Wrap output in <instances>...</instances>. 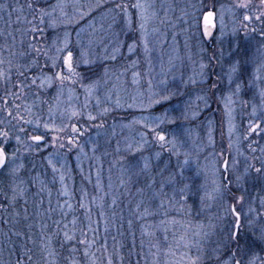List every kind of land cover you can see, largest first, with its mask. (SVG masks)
<instances>
[{
	"label": "snow or ice",
	"instance_id": "obj_1",
	"mask_svg": "<svg viewBox=\"0 0 264 264\" xmlns=\"http://www.w3.org/2000/svg\"><path fill=\"white\" fill-rule=\"evenodd\" d=\"M102 7L111 17L107 27L103 23L97 27L95 19L82 24L92 11ZM153 7L147 0H104L95 7L88 4L84 11L80 0H0V19L7 17L0 28V213L4 214L0 215V264H97L96 254L90 249L97 243L101 222L105 233L97 250L102 254L101 264H149L152 249L158 253L160 248L150 239L145 252L144 238L162 231L167 244L169 226L176 225H180V234L174 233L175 251L169 245L166 253H180L176 264H264V147L259 144L264 140V0H232L228 6L234 18L231 29L224 24L225 6L221 5L220 26L215 32L210 26L216 28V5L209 0L192 4L193 12L184 13L190 16L185 21L189 34L185 56L174 50L175 56H169L167 67L163 56L155 55L156 49L148 39V24L155 16L149 9ZM104 15L101 13V19ZM117 25L120 30L114 31ZM85 32L87 43L81 39ZM189 40H195V53ZM176 60L180 66L187 63L189 71L181 67L177 75ZM142 63L148 68V106H163L174 98L188 97L186 107L179 115H170L166 110L159 116L132 121L141 123L143 130L135 141H125L123 149L119 143L114 149L116 158L109 161V172L116 168L119 177L116 187L109 177L111 196L103 191L98 172L94 188L103 195L89 196L81 188L77 208L69 202L74 193H69L61 173L59 195L68 199L63 204L58 200L53 208L51 190L40 181L30 212L28 192L39 180L38 175H31L37 167L36 157L51 167L54 183L60 171L53 162L58 152L42 154L49 148L66 147L69 153L77 148L86 154L77 137L92 128L96 129V138L89 136L85 143L92 145L95 155L105 128L103 118L123 107L118 94L122 77L131 70L132 83L137 84L141 76L137 69ZM77 89L83 91L84 103L79 110L69 112L65 108L60 115H67L69 122L61 120L56 124L53 118L61 98L67 91L70 101ZM194 93L203 108L197 105L192 109L190 98ZM93 97L96 114L89 110ZM104 102L111 107H102ZM213 104H223L229 133L236 108L251 111L243 135L247 154L239 146L235 154L213 151L209 154V168L201 164L200 155L204 148H214L211 131L207 144L187 147L190 130L185 122L199 119ZM45 105L48 121L40 114ZM76 117L84 123H71V118ZM207 123L211 128V116ZM164 125H176V129L167 133ZM49 133H53L50 139ZM254 136L258 139L254 140ZM110 144V140L105 141V145ZM112 154L105 147L103 156ZM83 179L91 182L90 177ZM109 196L110 215L105 211ZM97 201V219L93 221L91 205ZM213 207L216 210L208 215ZM78 210L84 213L86 223L80 220ZM57 211L58 220L53 219ZM173 213H179L180 218ZM149 220L152 223H147ZM110 223L117 235L129 237L127 244L120 242L112 250L107 240ZM137 225L139 243L134 230ZM54 241L59 244V252L53 247ZM112 241L117 243L115 235ZM65 250L67 255H63Z\"/></svg>",
	"mask_w": 264,
	"mask_h": 264
},
{
	"label": "rangeland",
	"instance_id": "obj_2",
	"mask_svg": "<svg viewBox=\"0 0 264 264\" xmlns=\"http://www.w3.org/2000/svg\"><path fill=\"white\" fill-rule=\"evenodd\" d=\"M23 2V0H21ZM82 4L85 5L84 11H87V5L91 4L95 7L96 3H104V0H80ZM148 3L154 5L153 8L149 9V12L155 13L154 18L148 24V31L149 36L148 39L150 41V46H154L156 49L155 55H162L165 67H167V63L169 60V56H175V51L179 52L180 56H185V41L188 37V33H186V29H188V24L185 22L189 20L190 16L185 15L184 13L187 12L191 14L193 9L190 7L192 4L198 2V0H147ZM210 3L216 5L217 14L214 18V24L216 28L213 29L210 26V30L213 32L217 31L220 26V6L224 5V24L226 28L231 29L233 25V15L228 10V6L232 3V0H209ZM71 11V9H69ZM101 13H105L104 18L101 19ZM199 15V13H196ZM4 19H7L6 15ZM4 19H0V28H3ZM13 20H15V15H13ZM88 19H95L97 27L100 26L101 23L107 27V25L111 22L110 15L107 14V9L102 7L92 11L90 16L82 22V24L86 25ZM204 24L202 21V16L200 17V29L203 30ZM153 29H157L158 31L153 32ZM114 31H119L120 26L117 25ZM194 32L195 29H192ZM81 39L84 43H87L88 34L87 32L83 33ZM72 40L75 42L76 36L73 32ZM166 40V43H162ZM189 44L193 45L192 52L195 53L196 49L194 47L195 40H189ZM178 65L177 75H179V71L181 67L186 72L189 71V66L187 63L185 65L180 66V61H174ZM141 73V76L138 78L139 82L137 84L132 83V71L130 70L125 77H122V85L119 86V97L121 100V104L123 107L119 109L112 110L106 117L103 118L105 128L101 130V135L98 138V143L100 144L99 150L95 153L92 152V145L86 144L85 141L88 140V137L91 136L96 138V129L92 128L88 133H86L83 137H77L81 146H83L84 153L81 154L79 149L73 148V150L69 153L67 151V147L65 149H52L49 148L47 152L43 153L42 155L46 156L49 152H58V156L54 158V164L57 169H60L59 172L55 174V182L53 183V172L51 167L44 161L41 157H36V164L37 167L35 171L31 173L32 176H39V180L36 182L35 185L30 187V191L28 192V199H29V211H32V198L33 194L37 191L40 186V181L44 182L46 188L51 190V204L53 208L56 207L57 201L61 204L65 202V197L59 195V191L61 189V182L59 180V175L62 173L65 176L64 185L67 187L70 194L74 193V199L70 200L74 205H76V200L80 197V189L84 188L89 193V196L93 195H103V192L97 193L94 185L96 184L97 180V173H100V181L103 187L104 192H109L111 196V189H109L108 185L110 183L109 177H111V183L113 187H116L118 183L119 172L116 168H113L111 172H109V161L115 159L114 149L116 148L117 144L121 149L125 146V141L133 142L138 138V133L142 131V124L141 123H132L133 120L140 119L142 117H154L159 116L164 113L166 110L170 115H179L180 110L186 107L185 101L188 100V97H184L181 99H173L168 103H165L163 106L156 105L153 107H149V96L150 93L148 91V79L149 76L147 75V65L141 64L140 68L137 69ZM155 71H159V64H156ZM72 99L69 101L68 93L65 92V95L61 98L60 102V109L55 113L54 120L56 124H60L61 120L65 123L69 122V117L65 115L62 117L60 112H62L65 108L71 111V109L75 108L77 110L80 109V106L84 103V93L82 90H74L72 94ZM101 98H103V93H101ZM116 99V95H113L112 104ZM191 105L192 109L194 110L197 105L200 108H203L204 105L201 101L197 99L196 94L194 93L191 96ZM55 106V102H52ZM131 105V107H129ZM102 107H111V104L108 102L102 103ZM89 110L96 114L97 109L95 108V97H93L90 101ZM251 109L248 108L245 111H241L239 107L233 112V118L231 120V124L233 125L231 133H229V118L224 110L223 104L217 106L216 104L212 105V109L209 111L204 112L199 119L195 121H187L185 122L186 127L190 130V136H187V147L195 148L198 145L207 144L208 140V132L211 131L212 138L214 140V148L213 147H206L204 148L203 152L200 155L201 164H207L209 168L212 165V157L209 155L213 151L216 153L223 152L225 155L231 151L235 154L236 148L239 146L241 151H245L247 154L246 149L248 147L247 142L243 141V135L245 132L246 125L248 123V114L250 113ZM43 116L45 121L49 120L48 116V107L47 105L43 106L42 112L40 113ZM211 116L212 124L211 128H209L207 123V118ZM77 120H80V123L83 124V119L79 117L71 118V123H76ZM100 121H96L99 123ZM163 130L167 133H171L176 129V125H164L162 126ZM43 131V128H41ZM70 132V129H69ZM53 135V133H49V139ZM253 139H258V137H253ZM110 140V145H105V141ZM231 143L232 148L229 149V144ZM259 144L261 147H264V140H260ZM105 147L110 153H113L109 156H103L105 151ZM79 156V159L77 157ZM205 157L208 159L206 160ZM99 158V159H97ZM103 165L101 168L100 165ZM63 166V167H62ZM30 167V165H29ZM84 177H90L91 182H87L84 180ZM27 178V174H26ZM110 196L106 200V214L110 215L111 210L107 207V204H110ZM44 199V207H48V195L45 192L43 194ZM23 202L21 201V204ZM92 204V219L95 221L97 219V204ZM127 203V201H125ZM86 206L89 204V200L85 199ZM19 207V206H18ZM78 208V205H76ZM216 209L215 207L212 208L208 215H211ZM119 212V208L117 209ZM0 215H4L0 213ZM77 215L80 217V220L84 223V213L81 211H77ZM173 215L179 219V213H173ZM125 217H127V209L125 208ZM53 219H60L59 212L57 211L53 215ZM72 219V216H68V221ZM67 222V221H65ZM51 223V221H49ZM147 223H152L151 220L147 221ZM83 226V224H78V227ZM137 235V243L140 240V231L139 225H137L134 229ZM126 231V229H125ZM174 233L176 235L180 234V225H176L175 228L169 226V230L167 233V244L164 242V233L157 232L155 237H145V252L148 251V241L151 239L153 243L159 245L160 251L157 253L155 248L152 249V253L154 255L149 256V264H176L179 260L180 253L177 252L176 256L167 255L168 246L172 245L173 250L175 251V238ZM116 236L117 243L113 244L112 236ZM92 234L89 233V239L91 240ZM105 239V233L103 230V223L101 222L100 231L96 236L97 243L95 247L90 249V251L94 252L97 257V264H101L102 254L97 251L101 244ZM129 237L125 235L121 237L117 235L116 228L113 224L110 223V232L107 236L108 243L110 245V250L113 248H118L119 243L123 242L125 244L128 243ZM53 247L56 249L57 252L60 251L59 244L54 241ZM183 251V249H181ZM124 254H127V248L124 249ZM63 255H67L66 250L64 251ZM4 259L7 260V254H4ZM14 259V257H13ZM50 259H55L52 257ZM63 264V261H61ZM143 264V261H141Z\"/></svg>",
	"mask_w": 264,
	"mask_h": 264
},
{
	"label": "trees",
	"instance_id": "obj_3",
	"mask_svg": "<svg viewBox=\"0 0 264 264\" xmlns=\"http://www.w3.org/2000/svg\"><path fill=\"white\" fill-rule=\"evenodd\" d=\"M5 254H7V252H5ZM7 257H8V254H7Z\"/></svg>",
	"mask_w": 264,
	"mask_h": 264
},
{
	"label": "water",
	"instance_id": "obj_4",
	"mask_svg": "<svg viewBox=\"0 0 264 264\" xmlns=\"http://www.w3.org/2000/svg\"><path fill=\"white\" fill-rule=\"evenodd\" d=\"M202 21H203V17H202ZM213 22H214V20H213Z\"/></svg>",
	"mask_w": 264,
	"mask_h": 264
}]
</instances>
